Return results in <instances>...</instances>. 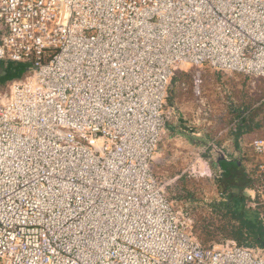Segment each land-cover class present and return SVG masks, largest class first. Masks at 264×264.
Returning a JSON list of instances; mask_svg holds the SVG:
<instances>
[{
	"label": "built area",
	"instance_id": "2783aa9c",
	"mask_svg": "<svg viewBox=\"0 0 264 264\" xmlns=\"http://www.w3.org/2000/svg\"><path fill=\"white\" fill-rule=\"evenodd\" d=\"M8 61L0 264H264L202 244L154 172L181 66L264 77V0H0Z\"/></svg>",
	"mask_w": 264,
	"mask_h": 264
},
{
	"label": "rangeland",
	"instance_id": "374dc122",
	"mask_svg": "<svg viewBox=\"0 0 264 264\" xmlns=\"http://www.w3.org/2000/svg\"><path fill=\"white\" fill-rule=\"evenodd\" d=\"M5 64L7 74L4 69L0 75V93L10 80L23 76L27 67L25 63L10 62V67ZM193 75H198L201 80L198 95L192 91ZM172 105L175 116L181 115L185 122L181 132L189 137L203 135L206 143L199 146L187 144L188 150L181 149L175 159L171 155L158 156V149L154 159L155 175L166 183L169 199L202 244L233 240L222 238L221 231L216 229L223 221L213 208L215 202L223 199L216 181L220 175L217 159L236 158L253 175L256 179L254 188L245 189V193L250 197L248 204L257 207L264 217V167H259L264 164V154L254 153L250 146L253 139H264V77L221 72L207 66H181L167 98V107ZM238 113L249 117L247 123L250 126V130L244 132L245 145L240 154L232 153L234 132L240 123L236 117ZM195 129L204 132H200V136L191 134ZM178 140L179 145L185 143L183 136ZM218 142H223V147ZM211 145L219 152H209Z\"/></svg>",
	"mask_w": 264,
	"mask_h": 264
},
{
	"label": "trees",
	"instance_id": "16d2710c",
	"mask_svg": "<svg viewBox=\"0 0 264 264\" xmlns=\"http://www.w3.org/2000/svg\"><path fill=\"white\" fill-rule=\"evenodd\" d=\"M236 117L240 123L234 132L235 144L241 134L250 130L247 115L238 113ZM218 165L221 171L216 181L223 199L215 202L213 208L223 221L216 229L221 231L222 238H231L246 246L264 247V217L257 207L248 204L250 197L245 193V189L254 188L256 179L236 158L221 157Z\"/></svg>",
	"mask_w": 264,
	"mask_h": 264
},
{
	"label": "crops",
	"instance_id": "0c3cea01",
	"mask_svg": "<svg viewBox=\"0 0 264 264\" xmlns=\"http://www.w3.org/2000/svg\"><path fill=\"white\" fill-rule=\"evenodd\" d=\"M10 62H13V61L6 62V63H8L7 65H9ZM0 63L3 64L4 69H5V66H6L5 62H0ZM168 108L171 109L172 116H171V120L167 124L166 133L164 134V136H166V137L165 138L163 137L164 139L163 140L161 139L162 141H160V143H159L158 156L161 155L165 158V157H167V155H171V157L173 156L175 159L178 157V154L180 151L188 150L187 144L192 143L193 145L199 146V145H203L206 143L205 136H203V135H202V137H189V135H186L185 133H183V131L181 132L182 128H185V125H184L185 122L182 121L181 115L178 114V116H175V107L173 105L169 106ZM184 131H185V129H184ZM194 131L195 132H191V134H194L196 136H200L201 135L200 132H202L203 130L195 129ZM181 136L184 137L185 143L181 142V145H179L178 137H181ZM244 136H245V134L243 133V134H241V136H239L237 138V144H235V140L233 141L234 147H232V153L240 154L243 151L244 145H245ZM218 144L221 147H223L224 143L218 142ZM227 144H228V141H227ZM215 147L216 146L211 145L210 147H208V151L218 153L219 149L215 148ZM219 158H221V157H218L217 165H218ZM224 158H226V157H224ZM226 159H228V158H226ZM218 167H219V165H218Z\"/></svg>",
	"mask_w": 264,
	"mask_h": 264
},
{
	"label": "water",
	"instance_id": "95a60500",
	"mask_svg": "<svg viewBox=\"0 0 264 264\" xmlns=\"http://www.w3.org/2000/svg\"><path fill=\"white\" fill-rule=\"evenodd\" d=\"M4 72V66L3 64L0 63V75L3 74Z\"/></svg>",
	"mask_w": 264,
	"mask_h": 264
}]
</instances>
